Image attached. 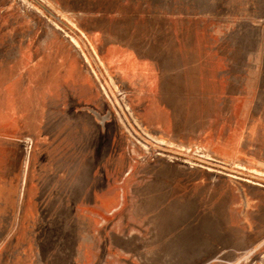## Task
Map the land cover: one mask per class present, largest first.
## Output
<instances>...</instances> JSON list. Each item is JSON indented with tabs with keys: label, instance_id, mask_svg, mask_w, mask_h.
<instances>
[{
	"label": "rangeland",
	"instance_id": "1",
	"mask_svg": "<svg viewBox=\"0 0 264 264\" xmlns=\"http://www.w3.org/2000/svg\"><path fill=\"white\" fill-rule=\"evenodd\" d=\"M53 88L78 205L37 181ZM0 264H264V0H0Z\"/></svg>",
	"mask_w": 264,
	"mask_h": 264
},
{
	"label": "crops",
	"instance_id": "2",
	"mask_svg": "<svg viewBox=\"0 0 264 264\" xmlns=\"http://www.w3.org/2000/svg\"><path fill=\"white\" fill-rule=\"evenodd\" d=\"M48 92V93H47ZM37 93V92H36ZM55 91L53 89H42L38 94H33L32 102H27L25 108L29 110L27 123L39 126L38 131L35 129L29 135L34 137L37 131L38 135L50 136L54 132L60 134L57 142H51L46 155L53 158L52 167H49L47 175L38 172L37 181L43 179L45 182H54L53 188L58 189L59 195L65 199V204L78 205V113L77 107H72L70 102H61L55 99ZM49 99L48 101L46 99ZM53 100V101H51ZM30 115V116H29ZM25 124V117H23ZM45 126H53L46 128ZM86 131H84V134ZM26 146V144H24ZM47 146V144L45 145ZM54 148V150H53ZM25 149V148H24ZM27 149H25L26 151ZM30 165V163H29ZM28 164L23 169L22 184L26 188L28 184V174L30 166ZM51 166V165H50ZM37 171H39L38 167ZM38 188H46V185H37ZM64 201V200H63Z\"/></svg>",
	"mask_w": 264,
	"mask_h": 264
}]
</instances>
